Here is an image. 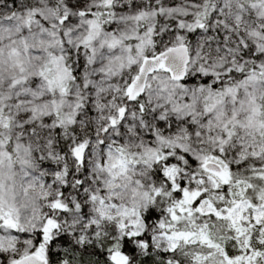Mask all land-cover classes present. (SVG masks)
<instances>
[{
	"label": "snow or ice",
	"instance_id": "6c2138e0",
	"mask_svg": "<svg viewBox=\"0 0 264 264\" xmlns=\"http://www.w3.org/2000/svg\"><path fill=\"white\" fill-rule=\"evenodd\" d=\"M0 264H264V0H0Z\"/></svg>",
	"mask_w": 264,
	"mask_h": 264
}]
</instances>
